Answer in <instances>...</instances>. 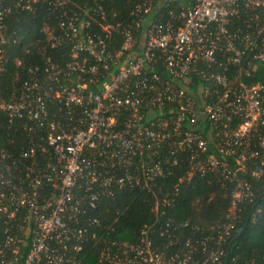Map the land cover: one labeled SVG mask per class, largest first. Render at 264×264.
Masks as SVG:
<instances>
[{"label": "built area", "instance_id": "2783aa9c", "mask_svg": "<svg viewBox=\"0 0 264 264\" xmlns=\"http://www.w3.org/2000/svg\"><path fill=\"white\" fill-rule=\"evenodd\" d=\"M14 1L0 0V78L13 8L43 24L37 60L0 95L25 135L0 149V264H83L93 238L98 264H225L243 211L262 212L264 0H138L128 19L116 0ZM205 186L230 199L221 219L179 216ZM124 190L157 195L134 240L92 214Z\"/></svg>", "mask_w": 264, "mask_h": 264}, {"label": "trees", "instance_id": "16d2710c", "mask_svg": "<svg viewBox=\"0 0 264 264\" xmlns=\"http://www.w3.org/2000/svg\"><path fill=\"white\" fill-rule=\"evenodd\" d=\"M76 3H83L84 0H74ZM138 0H116L114 7L121 19H128L131 10L135 7ZM13 4L14 0H9ZM185 3H187L185 1ZM174 3H168L162 8L165 14L171 8H175ZM55 13L51 12V16ZM9 32L13 34V41L8 47V63L5 73L0 78V95L9 99L13 92H17L18 86L27 74L30 64L38 58V50L35 43L42 38L39 31L42 26V19L34 17L26 10L13 8L7 18ZM6 116L0 113V149L16 151L25 144V135L21 130L9 128ZM177 177L172 176L161 181L163 191L172 188V183L176 182ZM257 199L264 193V175L255 181ZM215 192L211 200V194ZM224 188L220 186H205L198 189H187L182 195L179 204L182 211L178 215H190L202 224H209L221 219L222 214L227 210L230 199L223 198ZM157 195L144 191L124 190L119 192L114 198L104 197L97 209L93 211L94 216L101 218L103 231L109 232L110 237H117L120 240H134L139 229L148 222L155 219L152 210ZM262 209L257 220L249 221L248 229L233 245L230 264H246L248 261L264 264V196L258 203ZM253 205L248 206L242 213L234 231V236L244 226ZM257 230L261 233L259 241L250 238V231ZM102 243L99 239L93 238L84 249L85 259L83 264H98V254ZM224 264V262H223Z\"/></svg>", "mask_w": 264, "mask_h": 264}, {"label": "water", "instance_id": "95a60500", "mask_svg": "<svg viewBox=\"0 0 264 264\" xmlns=\"http://www.w3.org/2000/svg\"><path fill=\"white\" fill-rule=\"evenodd\" d=\"M264 196V193L261 194L258 202L260 201V199ZM257 204H255L253 206V210L255 209ZM249 221H250V216L247 218L244 226L242 227V229L238 232V234L232 239L231 243H230V246H229V252H228V255H227V259H226V263L225 264H229V261H230V256H231V251H232V247L233 245L240 239V237L246 232V230L248 229V225H249Z\"/></svg>", "mask_w": 264, "mask_h": 264}, {"label": "rangeland", "instance_id": "374dc122", "mask_svg": "<svg viewBox=\"0 0 264 264\" xmlns=\"http://www.w3.org/2000/svg\"><path fill=\"white\" fill-rule=\"evenodd\" d=\"M184 1H186V0H184ZM250 238L253 241H259L261 239V233L259 231H257V230H251L250 231Z\"/></svg>", "mask_w": 264, "mask_h": 264}]
</instances>
